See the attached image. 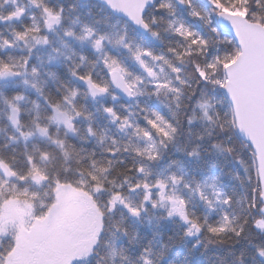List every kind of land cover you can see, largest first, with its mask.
I'll use <instances>...</instances> for the list:
<instances>
[{"label":"snow or ice","instance_id":"snow-or-ice-1","mask_svg":"<svg viewBox=\"0 0 264 264\" xmlns=\"http://www.w3.org/2000/svg\"><path fill=\"white\" fill-rule=\"evenodd\" d=\"M102 3L103 29L66 24L60 0H0V264H24L68 197L62 264H98L102 242L110 264H264V140L242 103L264 85V0Z\"/></svg>","mask_w":264,"mask_h":264},{"label":"rangeland","instance_id":"rangeland-1","mask_svg":"<svg viewBox=\"0 0 264 264\" xmlns=\"http://www.w3.org/2000/svg\"><path fill=\"white\" fill-rule=\"evenodd\" d=\"M20 1L16 0V3L23 4ZM45 49L40 51L43 52ZM38 191L42 192L39 198L40 205L47 197L44 189L40 188ZM80 228L76 216V203L68 197L54 216L35 221L31 237L24 242L21 259L24 264H62L65 257L75 249Z\"/></svg>","mask_w":264,"mask_h":264},{"label":"trees","instance_id":"trees-1","mask_svg":"<svg viewBox=\"0 0 264 264\" xmlns=\"http://www.w3.org/2000/svg\"><path fill=\"white\" fill-rule=\"evenodd\" d=\"M24 5H27L28 0H21ZM61 3L64 4L65 7H67L69 4L75 5V12H70L68 19L65 21L66 24L70 23L72 19H75L76 17H79L80 20L82 21H88V22H98L96 26L98 28H106L109 24L116 23V20L114 17H106V12L104 10V6L96 2L94 0H86V1H80V0H60ZM9 7H13L11 3H5L4 8L7 9ZM107 19V24L105 23V20ZM6 25L0 24V29H5ZM40 51V50H39ZM41 57L46 60L47 56V49H45L43 52L40 51ZM35 59V57H33ZM49 65H46L48 67ZM54 70H58L54 67ZM213 93H209L208 99L209 103H213L212 96ZM222 98H217V100H220ZM217 107H220L221 105L217 104ZM228 109H226L227 111ZM0 136H3V133H0ZM232 167L231 163L224 162L223 163V169L222 171L224 173L227 172V170ZM217 171H221V169H217ZM221 179L224 180L225 183L229 182V178L227 175H222ZM40 190V189H38ZM43 190V189H42ZM40 192V196H41ZM39 199L35 202L36 207H39ZM141 231L145 234V238H148L151 236V232L147 229V226H143L141 228ZM118 244L124 243L126 244V240L123 241H117ZM184 247L182 245H178L176 249L173 251V256L174 258L179 261L184 258ZM71 264V263H70ZM77 264H80V262H77Z\"/></svg>","mask_w":264,"mask_h":264},{"label":"water","instance_id":"water-1","mask_svg":"<svg viewBox=\"0 0 264 264\" xmlns=\"http://www.w3.org/2000/svg\"><path fill=\"white\" fill-rule=\"evenodd\" d=\"M94 1L103 5L102 0ZM242 103L246 123L249 126H258L260 139L264 140V85H258L254 75L249 78L247 93Z\"/></svg>","mask_w":264,"mask_h":264},{"label":"clouds","instance_id":"clouds-1","mask_svg":"<svg viewBox=\"0 0 264 264\" xmlns=\"http://www.w3.org/2000/svg\"><path fill=\"white\" fill-rule=\"evenodd\" d=\"M105 239H107V236H105ZM98 249V255L94 254L93 256V261H98V264H110V261L107 259V246L105 243H101L97 245ZM221 255L222 254H217V255H211L208 257L207 264H221ZM230 258H225L224 264H228V261Z\"/></svg>","mask_w":264,"mask_h":264}]
</instances>
